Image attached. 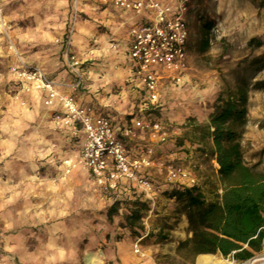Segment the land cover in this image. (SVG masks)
Returning a JSON list of instances; mask_svg holds the SVG:
<instances>
[{
    "label": "clouds",
    "instance_id": "clouds-1",
    "mask_svg": "<svg viewBox=\"0 0 264 264\" xmlns=\"http://www.w3.org/2000/svg\"><path fill=\"white\" fill-rule=\"evenodd\" d=\"M11 2L0 0L4 34L0 57L25 64L40 60L39 53L25 57L29 44L59 45L61 39L52 34L53 29L62 37L67 26L78 51L74 66L92 60L95 67L82 72V93L64 86L57 71L63 65L58 62L49 69L41 66L52 84L38 76H18L19 62L7 77L0 74V83L18 78L35 82L27 99L14 101L7 113H0V264H82L89 257V264H157L153 253L158 249L144 246L134 233L147 237L165 220L156 206L163 199L162 184L174 175L171 171L165 175L167 170L159 163L158 146L167 136L147 139L143 133L137 137L125 130L122 135L136 141L129 147L117 139V133L137 100L142 112L149 107L164 113L183 110L187 119L193 107L206 106L211 98L213 80L186 68V61L174 55H161L173 40L184 44L187 33L178 24L193 7L191 0H22L17 12L23 18L44 16L27 32L9 29L8 21L16 14L4 15V8ZM204 3L213 16L217 40L244 33L258 23L250 0ZM102 5L108 7L101 11ZM81 12L94 23L81 21ZM144 20L152 22V34L164 37L172 30L176 35L156 53L158 61L149 56L143 73L136 74L125 65L130 59L125 56L127 49L109 43L108 36L93 29L104 24L112 29L111 39L127 42L133 35H143ZM193 55L199 52L190 47L185 56ZM149 66L157 69L155 75ZM145 73L152 80L149 85L142 78ZM141 91L146 95L142 97ZM53 111L63 115L52 117ZM133 125L146 126L135 120ZM164 127L161 123L154 132ZM117 204L119 210L113 213ZM113 218L118 223L112 232L97 228V222Z\"/></svg>",
    "mask_w": 264,
    "mask_h": 264
},
{
    "label": "rangeland",
    "instance_id": "rangeland-1",
    "mask_svg": "<svg viewBox=\"0 0 264 264\" xmlns=\"http://www.w3.org/2000/svg\"><path fill=\"white\" fill-rule=\"evenodd\" d=\"M250 2L252 5L251 10L255 13L258 23L244 33H235L232 37L217 40L214 31L215 22L212 14L206 10L204 0L192 1L193 7L189 10L187 16L190 30L189 48L197 49L199 56H189L188 68L204 78L213 80V94L206 101V106L193 107L191 116L187 119L183 110L164 113L162 109H157V114L161 116L162 113L166 123H172L173 127L179 129V135L175 141L164 146H158L159 160L168 166H181L189 170L196 178V187L202 191L207 203L212 202L218 194L222 193L217 172L218 164L213 156V142L208 135V126L211 117L217 111L218 99H225L227 91L233 88L243 77L252 83L249 92L247 123L241 137L244 157L246 162L251 165L260 164V169L264 166V88L260 86L261 81H264V67L253 65L254 61L264 56V0H250ZM20 3H22V0H12L11 3L5 6L4 15L16 14V18L8 21L9 29L12 31L19 29L22 32H27L29 28L34 29L37 27L44 16L38 14L39 20L35 17L23 18L17 12ZM207 21H212L213 26L209 31V46L203 52L200 50L202 46V29ZM52 34L61 39L59 45L36 44L33 46L29 44L28 51L25 52V57L37 53L41 54L40 60L25 64L14 60L12 57L7 59L0 57V60L3 61V63H0V74L7 77L18 62L27 66L40 68L43 66L44 69H49L54 63L58 62V64L63 65V67H58L57 71L58 74H62L61 78L64 81V86L66 88L76 87L77 93H82L84 89L83 77L82 75L81 77L77 76L73 72L66 56L68 42L71 39L72 43L73 39L70 30L66 26L62 37L55 29H53ZM0 35L4 34L0 33ZM252 39H255V41L250 43ZM6 42L10 43L11 41L6 37ZM258 42L261 43L260 46H258ZM70 46L77 56L76 46L73 44ZM16 47L20 48L21 45L17 43ZM85 71L87 70L80 69L81 74ZM16 74H18L17 71ZM88 83L90 84L91 81ZM161 83H164V81L161 80ZM25 85H27V88H25ZM31 88L35 87L19 78L0 83V113H7L9 107L14 106V101L18 104L19 101L27 99V96L30 95L28 89ZM115 90L118 91V89ZM17 97H19V100L16 99ZM135 104L136 107L133 111L124 115L123 118L128 120L137 113L140 101H135ZM58 115L63 114L56 111L51 113L52 117ZM112 115L115 116L116 113L113 112ZM128 146H136V141H129ZM40 171L43 174L44 169L41 168ZM4 178L7 179V176ZM162 197L163 199L157 207L165 217L162 226L158 228L157 232H153L147 237H142L140 233H134L135 238L140 239L146 247L158 249L153 253L157 264H198L200 255L192 258L177 250L179 242L191 235L188 230L187 218L181 212V205L165 192L162 193ZM118 210L119 204L111 208L113 213ZM116 223L118 221L115 218L110 222L100 221L97 222V228L105 232H112L113 225ZM32 231L35 232L36 230L33 229ZM151 241H155V244L150 243ZM93 252H95V249H93ZM208 255H210V259L205 264H214L219 261L221 264H244L247 262L238 261L231 256L224 257L219 253ZM262 256H264V245L262 252L254 258ZM82 264H89V261L83 259Z\"/></svg>",
    "mask_w": 264,
    "mask_h": 264
},
{
    "label": "trees",
    "instance_id": "trees-1",
    "mask_svg": "<svg viewBox=\"0 0 264 264\" xmlns=\"http://www.w3.org/2000/svg\"><path fill=\"white\" fill-rule=\"evenodd\" d=\"M212 26V21L204 23L200 48L203 52L209 46ZM253 65L264 67V56ZM260 86L264 88V81ZM251 87V81L243 77L227 91L225 99L219 98L208 126L222 193L207 203L196 186L165 191L177 200L187 218L191 235L179 242L177 250L189 257L219 253L249 261L263 250L264 166L260 169V164L247 163L241 143Z\"/></svg>",
    "mask_w": 264,
    "mask_h": 264
},
{
    "label": "built area",
    "instance_id": "built-area-1",
    "mask_svg": "<svg viewBox=\"0 0 264 264\" xmlns=\"http://www.w3.org/2000/svg\"><path fill=\"white\" fill-rule=\"evenodd\" d=\"M192 1L193 0H191V3ZM104 6H108V5H104ZM188 13L189 11L186 12L179 19V24H178V26L181 28V31L187 33V37L184 40V44L181 45L179 41L173 40L169 48L164 49V51L161 53V55L171 54V55H174V57H176L177 59L186 61L184 64L186 68H188L189 56L186 57L185 54L189 49V37H190L189 22L187 18ZM79 17H80V14H79ZM176 19L177 17H173L174 22L176 21ZM140 26H141L143 35L131 36L130 43L128 46V55H129L131 64L133 66L134 73L136 74L143 73L144 71L143 66L148 62L149 56H152L153 59L158 61L160 57L157 56L156 53L162 49L163 45L167 43L169 38L176 35V33L172 30H169L167 35L164 37L157 36L156 34L150 33V29L153 27V25L151 21H147V20L141 21ZM148 36H150V39H147ZM71 44L72 43L70 39L68 42V50H67L66 56H67L69 65L72 68L73 72L77 76L81 77V73H80L81 64H76L74 66L73 61L77 56L71 50V46H70ZM149 70L152 72L153 75H155L157 72V69L152 68L151 66H149ZM16 71L18 75L21 77L38 76L46 84L53 83L52 79L44 75V72L41 71L40 67L22 65L21 67L16 68ZM142 78L146 81V85H149L152 83L151 78L146 73L142 76ZM23 80L28 83H31L35 87L34 81L28 80L26 78ZM145 95H146V92H145ZM153 112L155 113V115L150 114ZM162 115H163L162 113H161V116L157 114L156 108L149 107V108H146L143 112L139 108L137 113L134 114L132 117H130L128 120L125 118L122 119L121 124H120V132L117 133V139L120 141H124L128 145L129 141H132V140H130L129 137H125L122 135V133L125 130H127L129 132H134L136 136L141 135L143 133L147 139H155V136H165L166 135L167 139L160 141V146H164V145H167L168 143L175 141L177 139V136L179 135V129L177 127H173L172 123H166ZM105 118H107L106 113H105ZM134 120L140 121L146 126L143 128L134 127L133 125ZM77 123L79 124L78 121ZM161 123L166 125V127H164L160 132H154V129ZM78 127H80V124ZM147 150L148 149L145 148V152H147ZM102 155H107V153H102ZM159 163L162 164L165 170H167L165 171V175H167L169 171L174 173L171 179H169L167 182L162 184V193L172 188L183 189L185 187L196 186L197 184L196 178L186 168L181 167V166H168L163 161H160V160H159ZM159 205L160 204H157L156 207H158Z\"/></svg>",
    "mask_w": 264,
    "mask_h": 264
},
{
    "label": "crops",
    "instance_id": "crops-1",
    "mask_svg": "<svg viewBox=\"0 0 264 264\" xmlns=\"http://www.w3.org/2000/svg\"><path fill=\"white\" fill-rule=\"evenodd\" d=\"M108 6H101V11H103L104 9H106ZM80 20L81 21H87L89 23H94V21L92 20V17L86 13V12H81L80 13ZM93 31L97 34V35H105V36H108L109 37V40L108 42L109 43H120L122 47H125L127 49V51L125 52V56L126 57H129L128 55V46H129V43H130V38L127 42H122V41H115L113 39H111V32H112V29H110L109 27H107L106 25L104 24H101L99 26H97L96 28L93 29ZM130 31V29H129ZM94 45L92 44H89V47H93ZM76 50V49H75ZM78 52V51H77ZM78 55V53H77ZM125 65L126 66H129L131 67V70L132 72L134 73V69H133V66L131 64V61L130 59L129 60H126L125 61ZM95 67L94 65V62L92 60H86L84 63H81V69H86L87 71H91L93 70ZM140 95L143 97L145 96V92L144 91H141L140 92ZM140 105V104H139ZM138 105V108H140V106ZM77 126H79V124L77 123Z\"/></svg>",
    "mask_w": 264,
    "mask_h": 264
},
{
    "label": "bare ground",
    "instance_id": "bare-ground-1",
    "mask_svg": "<svg viewBox=\"0 0 264 264\" xmlns=\"http://www.w3.org/2000/svg\"><path fill=\"white\" fill-rule=\"evenodd\" d=\"M209 256L210 255H200L199 260H198V264L208 263V260L210 259ZM89 259H90V257L87 258L88 261H89ZM214 264H221V262L220 261L215 262ZM225 264H232V263H225ZM244 264H264V256L251 259V260L245 262Z\"/></svg>",
    "mask_w": 264,
    "mask_h": 264
}]
</instances>
